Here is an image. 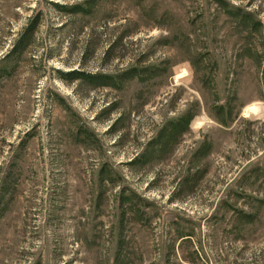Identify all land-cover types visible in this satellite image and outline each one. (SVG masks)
I'll return each instance as SVG.
<instances>
[{"label":"rangeland","instance_id":"obj_1","mask_svg":"<svg viewBox=\"0 0 264 264\" xmlns=\"http://www.w3.org/2000/svg\"><path fill=\"white\" fill-rule=\"evenodd\" d=\"M0 264H264V0H0Z\"/></svg>","mask_w":264,"mask_h":264},{"label":"trees","instance_id":"obj_2","mask_svg":"<svg viewBox=\"0 0 264 264\" xmlns=\"http://www.w3.org/2000/svg\"><path fill=\"white\" fill-rule=\"evenodd\" d=\"M77 74H78V73H76V74H74V75H77ZM79 74H80V73H79ZM79 74H78V75H79ZM80 76H81V75H80ZM89 78H90V77H89Z\"/></svg>","mask_w":264,"mask_h":264}]
</instances>
